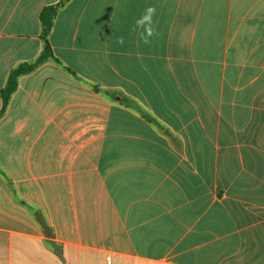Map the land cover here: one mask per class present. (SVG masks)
I'll list each match as a JSON object with an SVG mask.
<instances>
[{
	"label": "crops",
	"instance_id": "crops-1",
	"mask_svg": "<svg viewBox=\"0 0 264 264\" xmlns=\"http://www.w3.org/2000/svg\"><path fill=\"white\" fill-rule=\"evenodd\" d=\"M59 1L0 0V111ZM50 41L0 117V264H264V0H69Z\"/></svg>",
	"mask_w": 264,
	"mask_h": 264
},
{
	"label": "trees",
	"instance_id": "trees-1",
	"mask_svg": "<svg viewBox=\"0 0 264 264\" xmlns=\"http://www.w3.org/2000/svg\"><path fill=\"white\" fill-rule=\"evenodd\" d=\"M68 1L69 0H60L58 3L49 4L45 6L44 9L42 10L41 20L43 27L42 37L45 42L44 49L37 59L33 61L23 62L18 67L14 68L11 71L8 81L2 90L3 107L2 110L0 111V117H2V115L6 112L13 94L16 92L17 88L19 87V80L22 75L34 71L41 64L49 60H54L59 62V59L56 56L55 50L50 41V34L53 30L57 13Z\"/></svg>",
	"mask_w": 264,
	"mask_h": 264
},
{
	"label": "clouds",
	"instance_id": "clouds-1",
	"mask_svg": "<svg viewBox=\"0 0 264 264\" xmlns=\"http://www.w3.org/2000/svg\"><path fill=\"white\" fill-rule=\"evenodd\" d=\"M156 15L155 6H148L145 8L144 13L135 21L133 31L140 29L139 39L144 44H149L151 39L157 35V31L154 27V16ZM123 43V38L119 41Z\"/></svg>",
	"mask_w": 264,
	"mask_h": 264
}]
</instances>
